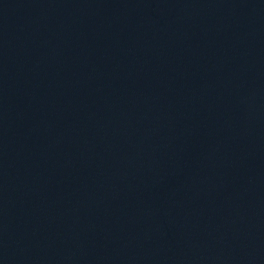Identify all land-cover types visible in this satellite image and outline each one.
<instances>
[{
  "label": "water",
  "instance_id": "water-1",
  "mask_svg": "<svg viewBox=\"0 0 264 264\" xmlns=\"http://www.w3.org/2000/svg\"><path fill=\"white\" fill-rule=\"evenodd\" d=\"M0 264H264V0H0Z\"/></svg>",
  "mask_w": 264,
  "mask_h": 264
}]
</instances>
